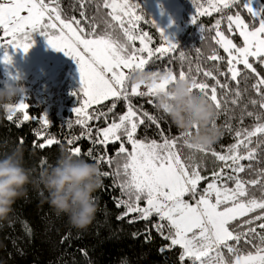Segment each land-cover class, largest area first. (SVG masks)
I'll return each mask as SVG.
<instances>
[{"label": "snow or ice", "instance_id": "1", "mask_svg": "<svg viewBox=\"0 0 264 264\" xmlns=\"http://www.w3.org/2000/svg\"><path fill=\"white\" fill-rule=\"evenodd\" d=\"M77 2L79 18L62 15L60 0H0V48L4 49L0 59L6 65L13 62L9 49L27 54L36 43L35 34H39L49 47L76 62L81 86L72 93L79 100V106L73 109L77 117L75 123L86 129L81 132V137L93 139V143L103 146L105 151L95 154L94 149L89 148L82 153L79 146H72L80 137L72 136L67 138V143L72 146L69 152L109 166L110 171L102 174L113 177L114 185L121 191V197H114L117 207L124 206L118 220L130 214L136 215L129 223L157 217L152 226L169 242L160 250L164 252L178 246L180 264H264V169L251 178L246 167L251 170L252 164L242 163L255 160L258 148L264 145V76L253 67V62L264 65V5L257 8L254 0H243L242 8L252 18L251 27L239 11L215 20L212 39L226 56L213 48L208 59L222 62L224 71L214 65V74L212 70H202L199 63L195 69L189 63L188 71L181 68L178 74L171 68L165 69L163 73L167 75L163 78H159L161 72L152 71L157 78L145 85L133 82V74L156 65L165 54L174 53L179 43L152 19L150 22L162 43L159 47L150 46L152 37L139 29L144 16L138 14L142 8L137 0H95L96 15L85 14V0ZM192 3L195 10L190 23L194 25L201 16H211L213 12L223 14L241 6V0H192ZM101 9L106 10L103 15ZM225 18L227 31L232 33L235 29L242 38L240 45L221 30ZM199 31L203 33L202 25ZM136 41H139V47ZM180 57L184 59L183 52ZM241 65L243 68L239 67ZM247 70L255 73L251 88L258 97L250 98L248 103L258 105L259 111L243 112L241 126L235 130L229 126L233 142L229 143L226 152L223 146L217 151L212 146L189 144L187 138L192 130L181 131L179 136L166 135L155 115L137 108L132 102V97H155L178 79L190 78L191 89L202 93L220 110L227 101L218 98V88L223 90L225 97L229 93L239 97L241 79L245 81L244 90L247 91ZM193 71L203 72V76L212 78L214 83L197 80L191 75ZM229 80L235 82V88H229ZM142 86L146 91L141 90ZM106 101L110 103L106 105ZM118 103H122L126 111L116 113ZM29 107L25 99L6 106L8 119L12 120L16 112H21L22 120L29 121ZM105 108L106 111L102 110ZM244 115L253 117L255 123L250 127L243 126ZM102 117L106 126L97 128L96 138H93L88 121ZM39 119L46 129L49 125L47 113ZM149 125L156 126L157 138L139 137L138 129L144 126L147 132ZM213 126H216L215 121ZM194 130H198V126ZM46 135V131H36L35 136L42 138L43 143L36 145L34 141V146L44 149L59 143L55 137L45 138ZM115 142H119V147L114 150L116 166L112 169L114 157L106 149L109 143ZM181 147H187L189 153L183 155ZM197 153H210L216 161L222 162L218 170L211 171L210 178L202 174L204 167ZM242 173L250 178L245 179ZM202 181L205 182L203 187ZM252 188H258L260 195L257 196ZM145 239H150V233Z\"/></svg>", "mask_w": 264, "mask_h": 264}, {"label": "trees", "instance_id": "2", "mask_svg": "<svg viewBox=\"0 0 264 264\" xmlns=\"http://www.w3.org/2000/svg\"><path fill=\"white\" fill-rule=\"evenodd\" d=\"M147 0H137L141 5L142 10L138 14L144 16V19L139 22V29L147 32L152 37V46L159 47L162 43L157 29L150 22L153 17L145 7ZM182 7V31L176 38L179 43L177 50L174 53L165 54L162 59L156 61V65L147 69L150 71H159L163 73L165 69L171 68L174 72H178L183 68L188 71L189 63L195 69L199 63L202 70H212L216 73L214 65H219V70L224 71L222 62H213L208 59L213 48H216L221 55L226 54L223 49L216 45L212 37L215 35L213 25L216 19H220L221 15L225 17L229 14H235L239 11L245 21L252 26V18L242 8V3L239 8L226 10L223 14L213 12L211 16H201L197 20V25L191 24V16L194 13L195 5L192 0H178ZM135 2V0H134ZM201 2V0H197ZM264 5V0H262ZM63 13L62 15H76L79 18L80 5L77 0H60ZM206 6V5H205ZM85 14L96 15L95 0L89 2L85 0ZM106 10L101 9V15ZM227 19L221 23V30L227 31ZM203 26L204 31H199V26ZM258 26V25H257ZM103 28V25H100ZM203 36V39H201ZM237 42L242 43L241 38L235 35ZM199 49V51H197ZM184 53V59L180 57V53ZM253 62V58L250 59ZM243 68V66H239ZM253 67L261 76H264V65L259 62H253ZM249 73L247 80V91H245V81L241 79L239 85L241 95L235 97L229 93L224 96L223 90L218 88V98L227 102L223 104L220 110L216 109L215 125L218 126L222 135L211 145L217 151H227L229 143L233 142L232 130L241 126V115L243 112H257L259 106H253L248 103L249 99H258L257 94L252 90L251 84L254 83L255 73L247 70ZM191 75L196 76L197 80H204L209 84L214 83L212 78H205L203 72L196 73L193 71ZM244 73H241L243 76ZM240 79V77H238ZM222 82L224 78L221 77ZM229 88H235L234 81H228ZM4 87L2 75L0 72V88ZM233 100L236 102L233 103ZM14 100L12 103H15ZM132 102L137 108L155 115L159 120V127L165 130V134L169 136H179L182 130L178 129L171 120L158 109L155 102V97L145 96L142 98L132 97ZM71 102L66 104L71 105ZM106 105L110 101L104 102ZM30 107L28 112L33 119L23 121L19 115L13 116L12 120L8 119L9 113L5 107H0V156L11 151L17 145L24 149V166L32 170L33 177H38L40 172L55 164L57 157L61 154V149L69 152L72 146H79L82 153H86L89 148L94 149L95 154L105 151L103 146L94 144L93 139L87 136L81 137V132L86 131L81 125L75 123L77 117L71 111V108L79 105V100L71 105L73 107L66 108L63 118L52 112L50 114V124L45 129L39 117L44 112V105L37 104L35 97L29 99ZM245 105H247L245 109ZM215 106V105H214ZM94 108L97 106H93ZM106 111L107 109H102ZM70 111V112H68ZM91 111V109H89ZM116 113L126 111V107L122 103H118L115 109ZM111 117V114H109ZM110 122V121H109ZM148 122L146 121V124ZM255 123L253 117L243 116L242 124L245 127H250ZM71 125V126H69ZM88 125L92 128L93 138H96V130L99 127L106 126L103 117L100 120H90ZM36 131H46V137H55L59 143H54L52 146H45L44 149L34 146L43 143L42 138L35 136ZM147 136L149 139L157 138L156 126L149 125L147 132L144 126L138 129V136ZM80 137L75 145L70 146L67 143L69 137ZM21 139L23 142L21 143ZM130 148V145H125ZM119 147V142L109 143L107 153L114 157V163L111 166L115 168V152ZM183 155L189 153L187 147L180 148ZM84 158L93 162L90 158ZM197 158L203 163V175L210 178L211 171L219 169L222 162L216 161L210 153L207 155L197 153ZM94 163V162H93ZM246 166L252 164V169L246 167V172L251 173V178H255L256 174L264 169V145H261L257 150L256 159L242 161ZM101 173L110 171L108 165L104 163H96ZM245 179L250 176L241 174ZM113 177H105L102 174L101 186L93 193L97 203V211L92 222L83 229L76 228L69 223L67 215L58 214L56 210L47 201V192L43 190V185L29 184L24 195L15 201L13 212L9 220L0 222V264H180L178 260L179 247L165 249L161 252V248L169 242L163 239L152 226V222L158 218L153 216L150 221L136 219L132 223L129 220L136 214H130L123 219H117L124 211V206L117 207L114 197H121L119 187L113 183ZM205 185V182L202 181ZM231 186V182H229ZM257 196L260 195L258 188H252ZM126 199V197H122ZM252 215V214H249ZM243 218H241L242 220ZM135 233V235H134ZM150 233V239H145ZM67 237V239H64ZM83 249V252L81 251ZM86 253V255H85ZM225 253L227 254L226 250Z\"/></svg>", "mask_w": 264, "mask_h": 264}, {"label": "clouds", "instance_id": "3", "mask_svg": "<svg viewBox=\"0 0 264 264\" xmlns=\"http://www.w3.org/2000/svg\"><path fill=\"white\" fill-rule=\"evenodd\" d=\"M166 73H160L159 78ZM157 75L150 70L133 74V82L150 84ZM23 77L6 81L0 88V107H6L17 97L26 95ZM158 109L182 131L192 130L187 138L194 147L213 145L222 135L213 126L216 107L202 93L191 89L190 78L178 79L167 90L155 96ZM198 126V130H194ZM102 173L96 163L72 155L61 149L54 165L43 169L38 177L24 166V149L17 145L0 156V222L9 220L15 201L25 194L27 185H43L48 203L58 214L67 215L69 223L76 228H86L94 219L97 203L93 193L101 186Z\"/></svg>", "mask_w": 264, "mask_h": 264}, {"label": "rangeland", "instance_id": "4", "mask_svg": "<svg viewBox=\"0 0 264 264\" xmlns=\"http://www.w3.org/2000/svg\"><path fill=\"white\" fill-rule=\"evenodd\" d=\"M144 5L147 9L149 7L152 10L157 23L176 41L182 31L183 7L181 3L178 0H147ZM261 5H263L262 0H254L255 7L259 8ZM225 34L240 45L235 38L238 31L234 29L232 33L225 32ZM34 39L36 43L27 54L22 50L9 49V53L13 57L11 64L6 65L0 59V72L3 83L10 82L17 76H22V82L27 92L26 95L17 97L15 103L20 99H25V102L29 103V99L35 97L37 104L44 105V112L47 113L48 118H50L52 112L63 118L65 109L73 107L71 105L78 101L77 96L72 94L81 86L78 65L63 52L49 47L43 36L35 34ZM136 45L137 47L140 46L139 41H136ZM150 46H152V42H150ZM3 55L4 49L0 48V58ZM67 102H71V105L66 104ZM74 108H71L72 112ZM15 115L22 117L23 114L16 112L13 116ZM31 119L33 118L31 117ZM203 186L205 185L201 182V187Z\"/></svg>", "mask_w": 264, "mask_h": 264}, {"label": "crops", "instance_id": "5", "mask_svg": "<svg viewBox=\"0 0 264 264\" xmlns=\"http://www.w3.org/2000/svg\"><path fill=\"white\" fill-rule=\"evenodd\" d=\"M148 10H149V12L151 13V15H152V17H153V19H154V16H153L152 10L149 9V7H148Z\"/></svg>", "mask_w": 264, "mask_h": 264}, {"label": "built area", "instance_id": "6", "mask_svg": "<svg viewBox=\"0 0 264 264\" xmlns=\"http://www.w3.org/2000/svg\"><path fill=\"white\" fill-rule=\"evenodd\" d=\"M141 90H142V91H146L145 88H144L143 86H142Z\"/></svg>", "mask_w": 264, "mask_h": 264}]
</instances>
